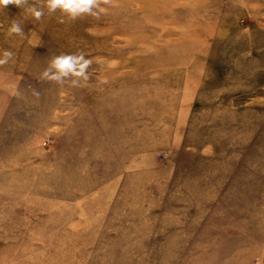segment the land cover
Listing matches in <instances>:
<instances>
[{"label": "rangeland", "instance_id": "rangeland-1", "mask_svg": "<svg viewBox=\"0 0 264 264\" xmlns=\"http://www.w3.org/2000/svg\"><path fill=\"white\" fill-rule=\"evenodd\" d=\"M98 3L0 7V264H264V0Z\"/></svg>", "mask_w": 264, "mask_h": 264}, {"label": "clouds", "instance_id": "clouds-1", "mask_svg": "<svg viewBox=\"0 0 264 264\" xmlns=\"http://www.w3.org/2000/svg\"><path fill=\"white\" fill-rule=\"evenodd\" d=\"M26 0H0V7L7 6L12 3L16 6L25 3ZM46 7L49 12H54L57 9L67 14L70 18H77L84 14H90L93 16H99L100 13L106 12L107 9L101 7L98 0H46ZM96 10V11H94ZM26 11L34 18L39 19L44 13L42 9H38L36 6H28ZM9 34H20L22 29L17 22H13L9 28ZM13 55L12 52L5 50L3 58H0V64L8 62V59ZM92 63L90 59H84V55L62 54L54 57L50 61V70H45L42 73L44 78L61 81V77L73 76L82 77L84 80L88 79L86 69ZM115 63V62H113ZM73 85L79 83L74 79L71 81Z\"/></svg>", "mask_w": 264, "mask_h": 264}]
</instances>
